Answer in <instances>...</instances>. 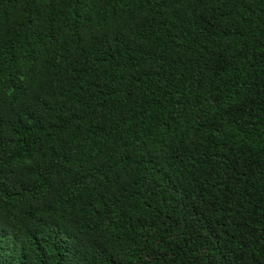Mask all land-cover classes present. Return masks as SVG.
Segmentation results:
<instances>
[{"label":"trees","instance_id":"16d2710c","mask_svg":"<svg viewBox=\"0 0 264 264\" xmlns=\"http://www.w3.org/2000/svg\"><path fill=\"white\" fill-rule=\"evenodd\" d=\"M0 264H264V0H0Z\"/></svg>","mask_w":264,"mask_h":264}]
</instances>
